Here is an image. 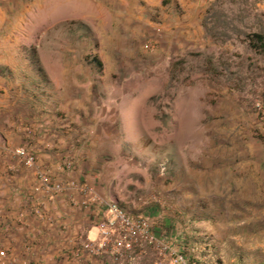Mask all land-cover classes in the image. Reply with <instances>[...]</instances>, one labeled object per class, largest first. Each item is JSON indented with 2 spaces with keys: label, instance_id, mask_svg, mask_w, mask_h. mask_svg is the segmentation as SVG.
<instances>
[{
  "label": "rangeland",
  "instance_id": "1",
  "mask_svg": "<svg viewBox=\"0 0 264 264\" xmlns=\"http://www.w3.org/2000/svg\"><path fill=\"white\" fill-rule=\"evenodd\" d=\"M181 2L0 0V67L48 84L71 144L102 147L99 163L109 179L121 165L139 214H172L176 225L204 209L231 219V197H248L264 162V55L246 39L264 32V8L207 0L203 18L210 9L230 23L213 37L172 18Z\"/></svg>",
  "mask_w": 264,
  "mask_h": 264
},
{
  "label": "crops",
  "instance_id": "2",
  "mask_svg": "<svg viewBox=\"0 0 264 264\" xmlns=\"http://www.w3.org/2000/svg\"><path fill=\"white\" fill-rule=\"evenodd\" d=\"M181 1L179 7L173 5L172 18L195 24L203 35L207 0ZM256 5L264 8V0ZM8 70L0 67V245L8 252L2 264H114L109 248L102 255L81 248L87 240H99L97 225L105 215L101 205H74L72 197L81 198L76 191L47 194L35 193L33 188L36 171L41 170L53 181L86 182L100 196L139 214V199L126 196L119 183L121 165L112 168L115 178L109 179L110 167L99 163L102 147L94 153L86 147L77 149L69 140L72 135L65 136L63 104L56 95L44 92L48 84L37 79L17 81L16 72ZM18 146L35 155L33 166H25L13 154ZM248 187V197H231L238 203L231 219L206 209L184 213L182 225H176L172 214L165 217L160 211L151 217L144 211L139 215L150 220L157 238L193 264H264V162H254ZM168 260L169 255L160 257L152 245L145 244L128 253L124 264H168Z\"/></svg>",
  "mask_w": 264,
  "mask_h": 264
},
{
  "label": "built area",
  "instance_id": "3",
  "mask_svg": "<svg viewBox=\"0 0 264 264\" xmlns=\"http://www.w3.org/2000/svg\"><path fill=\"white\" fill-rule=\"evenodd\" d=\"M257 107H260L257 104ZM13 154L20 158L25 166H33L35 157L26 147L20 146L13 149ZM37 183L33 190L35 193L58 194L66 191H76L80 194L79 200L72 197V203L80 207H88L91 204L101 205L105 210L103 220L97 225L99 240L85 241L81 248L91 255H102L107 249L114 257V264H124L128 253L136 247L150 244L160 257L169 255L168 264H193L182 252L174 251L162 239L156 237L150 220L142 215L133 214L123 209L113 198L103 197L97 194L86 182L53 181L46 172L38 170ZM74 256L78 258L77 251ZM8 258V252L0 245V264Z\"/></svg>",
  "mask_w": 264,
  "mask_h": 264
},
{
  "label": "trees",
  "instance_id": "4",
  "mask_svg": "<svg viewBox=\"0 0 264 264\" xmlns=\"http://www.w3.org/2000/svg\"><path fill=\"white\" fill-rule=\"evenodd\" d=\"M224 16L223 13L214 11L211 12L208 9L205 12V17L202 19V25L205 31L211 34L213 37L218 35H225L228 30L230 23L220 20V17ZM248 48L254 52L264 55V32L255 31L246 35ZM37 72L40 74L42 69L40 66L37 67Z\"/></svg>",
  "mask_w": 264,
  "mask_h": 264
}]
</instances>
